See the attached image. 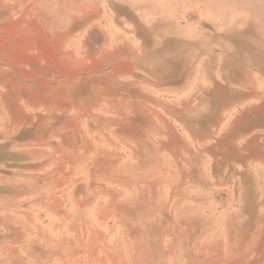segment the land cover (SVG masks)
I'll use <instances>...</instances> for the list:
<instances>
[{
  "label": "rangeland",
  "instance_id": "374dc122",
  "mask_svg": "<svg viewBox=\"0 0 264 264\" xmlns=\"http://www.w3.org/2000/svg\"><path fill=\"white\" fill-rule=\"evenodd\" d=\"M0 264H264V0H0Z\"/></svg>",
  "mask_w": 264,
  "mask_h": 264
}]
</instances>
